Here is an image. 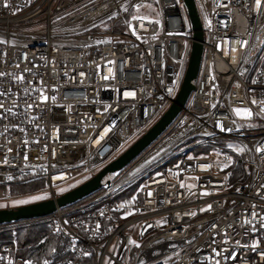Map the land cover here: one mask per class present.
<instances>
[{
	"label": "built area",
	"instance_id": "obj_1",
	"mask_svg": "<svg viewBox=\"0 0 264 264\" xmlns=\"http://www.w3.org/2000/svg\"><path fill=\"white\" fill-rule=\"evenodd\" d=\"M194 4L202 58L171 126L89 197L1 225L0 264H36L17 241L36 226L54 241L39 264H264V0ZM0 40V200L32 180L55 199L119 157L172 105L193 43L182 0H0Z\"/></svg>",
	"mask_w": 264,
	"mask_h": 264
},
{
	"label": "water",
	"instance_id": "obj_2",
	"mask_svg": "<svg viewBox=\"0 0 264 264\" xmlns=\"http://www.w3.org/2000/svg\"><path fill=\"white\" fill-rule=\"evenodd\" d=\"M182 1L187 11L193 43L180 89L172 105L144 135L89 180L62 193L55 199L51 198L24 206L0 209V226L43 218L53 214L58 209L67 208L89 197L100 189L106 177L124 169L171 126L193 90V82L197 77L202 58L203 33L194 0Z\"/></svg>",
	"mask_w": 264,
	"mask_h": 264
},
{
	"label": "trees",
	"instance_id": "obj_3",
	"mask_svg": "<svg viewBox=\"0 0 264 264\" xmlns=\"http://www.w3.org/2000/svg\"><path fill=\"white\" fill-rule=\"evenodd\" d=\"M227 171L229 173V181L231 185H236L245 180L243 167L239 164L236 158L233 159L232 164ZM37 182L42 184L39 181ZM48 235V230L44 226L19 230L17 232V241L21 250V256L39 264L41 259L47 255L50 245L53 246L54 244L53 239ZM8 239L9 235H3L0 238V241L2 243ZM81 264H94L93 258L91 256L86 257Z\"/></svg>",
	"mask_w": 264,
	"mask_h": 264
},
{
	"label": "rangeland",
	"instance_id": "obj_4",
	"mask_svg": "<svg viewBox=\"0 0 264 264\" xmlns=\"http://www.w3.org/2000/svg\"><path fill=\"white\" fill-rule=\"evenodd\" d=\"M263 57H264V53H263ZM234 109H240L241 114L237 115V113L234 111ZM234 109H233V113L238 119H246L248 117L244 114V111H243V110H247V109H243V108H234ZM185 145H187V144H185ZM210 150L212 152H219L222 150V145L211 147ZM33 182H36V183H33ZM79 184L80 183L72 184L71 186H68L62 190H58V193L59 194L64 193V192L74 188L75 186H77ZM33 197H43V198L34 200V199H32ZM48 199H50V196L47 193V191L45 190L44 185L38 183L37 181L32 180V181H28L24 184L16 185V186H13L12 188H10L6 192V199L0 200V205H3V207H0V209L24 206V205H28V204H33V203L45 201ZM17 201H29V202L23 203V204H15V202H17ZM13 205H15V206H13Z\"/></svg>",
	"mask_w": 264,
	"mask_h": 264
},
{
	"label": "snow or ice",
	"instance_id": "obj_5",
	"mask_svg": "<svg viewBox=\"0 0 264 264\" xmlns=\"http://www.w3.org/2000/svg\"><path fill=\"white\" fill-rule=\"evenodd\" d=\"M260 5H261V0H256V6H257V8H259L260 7ZM5 7H8V5L7 4H5L4 5ZM13 14H15V13H13ZM4 41L3 40H0V43H3ZM3 75V73H0V76H2ZM254 83H255V81H254ZM46 99V98H45ZM253 103L255 104L256 103V101L255 100H253ZM234 111L237 113V115H240L241 114V110L240 109H234ZM244 111V114L246 115V116H251L252 115V113L249 111V110H243ZM261 112H264V108H261ZM108 131V129H105V132H107ZM221 131H226V129H223V128H221ZM227 131H230V130H227ZM243 149H241V151H242ZM257 151H260V149H257ZM25 159H27V157H25ZM227 178V177H226ZM183 186V185H182ZM237 191L239 192L240 190L239 189H237ZM148 195H151V193H149ZM202 195H208V193H203ZM43 197H33L32 199H42ZM29 201H17V202H15V204H23V203H28ZM13 206H15V205H13ZM0 207H3V205H0ZM211 206L209 205V208H210ZM129 214H131V213H129ZM194 215V214H193ZM262 220H264V217H262L261 218ZM99 227V226H98ZM130 243H131V241H130ZM253 247H255V245H253Z\"/></svg>",
	"mask_w": 264,
	"mask_h": 264
}]
</instances>
